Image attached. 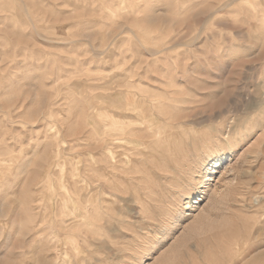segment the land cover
<instances>
[{
    "label": "rangeland",
    "instance_id": "374dc122",
    "mask_svg": "<svg viewBox=\"0 0 264 264\" xmlns=\"http://www.w3.org/2000/svg\"><path fill=\"white\" fill-rule=\"evenodd\" d=\"M230 1L0 0V264H264V0Z\"/></svg>",
    "mask_w": 264,
    "mask_h": 264
},
{
    "label": "bare ground",
    "instance_id": "6f19581e",
    "mask_svg": "<svg viewBox=\"0 0 264 264\" xmlns=\"http://www.w3.org/2000/svg\"><path fill=\"white\" fill-rule=\"evenodd\" d=\"M233 1V0H232ZM232 1H230V3H232ZM235 1V0H234ZM226 5H229V4H226ZM226 5H225V7H226ZM208 13V12H207ZM211 14H213V13H209V16L211 15ZM209 16H207V17H209ZM258 96V95H257ZM259 97V96H258ZM260 102V101H259ZM258 103V102H257ZM255 104V103H254ZM260 104V103H259ZM263 104V103H262ZM256 105V104H255ZM188 111H190V110H188ZM136 113V112H135ZM189 113V112H188ZM186 114V113H185ZM192 116V115H191ZM177 117V116H176ZM129 117H128V115H127V119H128ZM176 120V119H175ZM135 121V120H134ZM137 121V120H136ZM174 121V120H173ZM138 122H140V121H138ZM155 122V121H154ZM149 123V122H148ZM150 124V123H149ZM151 127H153V126H151ZM134 134H137L136 132L134 133ZM152 137V136H151ZM133 154V153H132ZM227 225V224H226ZM225 227V226H224ZM227 236V235H226ZM231 238H232V236H231ZM231 238H229L230 240H231ZM226 240V239H225ZM225 246V245H224ZM225 250V249H224ZM208 254V253H207ZM209 262V261H208ZM209 264V263H208Z\"/></svg>",
    "mask_w": 264,
    "mask_h": 264
}]
</instances>
